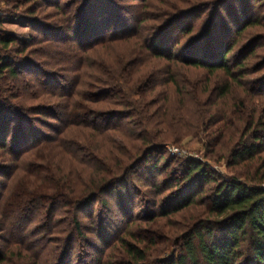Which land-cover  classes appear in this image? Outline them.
Instances as JSON below:
<instances>
[{
    "label": "trees",
    "instance_id": "1",
    "mask_svg": "<svg viewBox=\"0 0 264 264\" xmlns=\"http://www.w3.org/2000/svg\"><path fill=\"white\" fill-rule=\"evenodd\" d=\"M228 2L212 1L207 33L182 53V48H177L179 39L190 34L194 25L181 27V36L170 49L168 30L187 11L165 13L167 17H160L157 28L140 27L138 23L135 31L109 38L101 37L94 22L86 23V10L78 19L69 15L66 35L76 30L74 40L84 45L96 34L101 40L97 49L104 54L98 62L91 60L97 49L87 52L90 61L81 56L79 66L84 75L78 76L76 85L92 86L95 93L80 92L74 101V91L63 93L54 88V77L58 76L54 71L32 62V67L26 68L22 64L28 62L26 58L16 64L6 58L3 52L10 51L12 44L20 43L21 53L28 45L26 39L0 27V82H24L21 75L36 74L44 78L41 83L49 96H66L68 102L64 113L67 131L57 124L42 123L53 135L32 128L37 115L64 120L51 103L46 109L27 107L25 101L37 99L36 93L24 91L18 103L0 104L2 151L17 160L29 139L28 126L36 141L31 161L23 162V170H19L17 179L23 182L18 183V195L5 207L0 206V221L9 225L6 231L21 250L17 258L21 264H62L71 255L76 237L82 235V208L125 182L151 153L169 144H181L187 138L197 139L204 154L214 161L225 158L237 175L218 181L201 161L179 164L173 174L178 183L171 197L157 214L144 219L154 228L158 217H168L185 207L202 208L184 229L175 232L177 250L171 252L170 240L161 239L151 230V235L140 239L130 237L132 232L128 231L118 238V259L114 261L112 255L100 264H264V74L252 79L256 83L253 87H247L249 79H244L250 68L256 74L264 72V60L250 64L258 41L242 49L234 63L228 62L232 49L225 45V40H236L248 29L257 28L260 18L254 15L251 6L255 5L233 9ZM85 5L95 8L96 0H86ZM221 12L230 14L234 25H221ZM12 14L1 16L0 26H27V18L19 21L16 18L20 14ZM54 38L46 34L39 37V43L44 44L43 54L51 60L62 54ZM65 46L72 48L70 44ZM69 51L66 56H77ZM55 62L50 61L49 66L54 68L58 65ZM71 129H77L74 137L69 134ZM10 134L13 137L8 143ZM43 151L50 154L43 155ZM61 155L70 157L65 161ZM209 181L215 182L211 195L204 197L201 193L200 198L195 197V185ZM58 213L61 218L56 220ZM29 215L31 219L39 218L34 228L26 223ZM5 253L0 252V264L5 261ZM17 260L15 264H19Z\"/></svg>",
    "mask_w": 264,
    "mask_h": 264
},
{
    "label": "rangeland",
    "instance_id": "2",
    "mask_svg": "<svg viewBox=\"0 0 264 264\" xmlns=\"http://www.w3.org/2000/svg\"><path fill=\"white\" fill-rule=\"evenodd\" d=\"M212 1L213 0H96L95 8H91L90 5H85L86 0H0V17H5L6 15L11 16L13 15L12 13H19L20 16H17L18 18L16 19L19 21H23L25 18L28 19L25 20L28 23L25 28H21L12 23H6L0 26L4 32L15 33L21 40L26 39L25 44L28 45L27 50L21 53L19 49L21 48L20 43H14L10 47L11 50L3 52V55L13 60L15 64L26 58L28 64H22H26V68L29 65V69L32 67L29 62H32L35 66H40L41 69L45 68L54 71L58 75L54 77V88H57V91L63 93L74 91L71 95V101H74L77 99L80 92L83 94L95 93L92 86L85 87L76 85V80L80 74L84 75L83 68L79 66L81 56L87 58V52L96 50L100 46V43L97 42L101 40L97 39V35L94 34L95 36H88L91 42L80 45L73 38L77 35L76 30L71 36H67L65 20L69 15L74 19H78L79 15L86 10V23L94 22L95 26L97 25L95 30L98 32L100 31L101 37L109 38L113 34L122 35V33L124 34L127 31H135L138 27V23H140V27L155 26L157 28L161 23L160 17H167V15L164 16L165 13L175 15L187 11L185 14L178 16L175 25L168 30L170 35V45H168V48L170 49L172 44L174 45L175 41L181 36L180 28L187 24L194 25L190 34L181 36L179 39L180 42L177 48H182V53L183 49H187L189 45H192L196 40L200 39V37H202L201 35L207 33L210 17L214 9L211 6ZM251 1L253 0H229L228 4L234 9V7L239 8V6L247 7ZM56 2L59 4L58 6ZM250 5H255V8L253 6L251 7L254 9V15L260 18V25H258L257 28L248 29L241 38L236 40H230L231 38H229L225 40V45L232 49V52L227 56L228 62L234 63L235 60L238 59L239 52L242 49L247 47L250 43L255 44L257 41L255 45L256 54L250 64H255L257 60H264V3L256 0ZM230 16V14L227 15V12H223V21H221L220 24L234 25L233 19ZM9 21L11 22L12 20ZM127 22H129L128 26H125L124 29L119 28ZM156 28L153 29L157 30ZM44 34L51 36L52 39L55 37V43L60 47V52L62 51V54H59V58L57 57L56 60H51L42 52L44 50V44L39 43V37H43ZM87 41L89 40L87 39ZM69 44L72 45V48H67L65 46ZM64 48L66 49L64 50ZM84 50L85 52H83ZM68 51L77 56L74 58L69 57V55L66 56ZM103 56L102 50L100 51L97 49L96 54L92 56L91 60L93 62H98L103 59ZM86 60L89 59L87 58ZM50 61H56L58 65L51 68L49 66ZM246 71L250 73L244 77V79H249L248 82L243 80L246 82L247 87H253L256 83L252 79L258 78V75L260 76L262 73L264 74V72H260L261 74L251 72V68ZM21 78L24 82H17L12 79L0 82V104H16L18 101L22 100L20 99V94L36 93L39 95L37 99L24 100L27 107L36 105V107L40 109H46L51 103L50 106L53 105L59 116L61 115L60 117L64 120L61 119L57 121L46 114H41L35 116L36 120L40 122L35 121L34 127L32 128L36 130L40 129L43 132L53 135L50 129L42 124L43 122H48L57 124L63 132L67 131L68 128H66L65 122L66 115L64 114L68 103L66 96H56L53 98L49 96V93L46 92V85L41 83V79H44L42 76H36V74H28V72H26L24 76L21 75ZM212 78L214 79V77ZM217 94L218 93L215 95ZM11 95H18V98H11ZM16 126L17 122L15 121L11 129L14 131ZM27 130L29 131V139L25 143V146L21 148L17 160H12L11 158L13 155L6 153V151H2L0 148L1 208H3V206L5 207V204L10 203V201L13 200L12 197L18 195V189H20L18 183L23 182L17 179L18 173H20L19 170L23 168V162L27 164L31 161L30 157L36 146L35 137L33 135L34 132H31L33 131L31 126H28ZM77 133V129H71L69 134L74 137ZM12 137L13 134H10L7 138L8 143H11ZM43 152V155L50 154L49 151ZM61 156H65V161L70 157L69 155ZM187 161H201L205 163L208 165V170L215 173L216 178L219 179L218 181L229 179L237 175L236 168L228 165L225 158L214 161L210 156H206L202 149V144L194 138H187L181 144H169L164 148L157 149L128 176L125 182L110 189L108 192L102 194L99 198L82 208L79 212L80 219L83 223L82 235L76 237L71 255L66 257L62 264H100L112 255H114L113 260L115 261L119 257V251L117 250L118 238L128 231H131L132 235H134L130 237H134L135 239L146 237L151 231L156 232L161 239L164 240L168 238L170 240V251L175 252L177 250L176 244L178 243L175 240V237H177L175 232L178 233L180 229H184V227L193 220V216L196 215L198 211H201L202 208L197 207L195 209L194 207H185L178 212L171 213L168 217H158L156 218L157 224L154 228L150 227L144 219L154 213L157 214L159 209L167 202V199L171 197L178 183L174 181L173 174L176 172L179 164ZM154 163H158L157 168L150 171L149 167H152ZM180 175L181 173L178 176ZM214 188L215 182L213 181L197 184L194 187L196 192L195 197L200 198L201 193L204 197L211 195ZM158 190L160 192H158ZM31 217L32 215H29L27 218L29 220L27 222L26 219V223H29V228H34L39 218L31 219ZM139 217L141 220H138ZM60 218L61 214L58 213L55 219L58 220ZM4 226L5 224L0 221V252H6L4 254L5 261L3 264H15V260L20 256L18 253L21 250L16 248L18 246L13 244L9 239L10 233L6 231L9 225L5 226L6 228H4ZM132 239L133 238H131V240ZM17 262L21 264L19 260H17ZM24 264H28L27 261Z\"/></svg>",
    "mask_w": 264,
    "mask_h": 264
}]
</instances>
